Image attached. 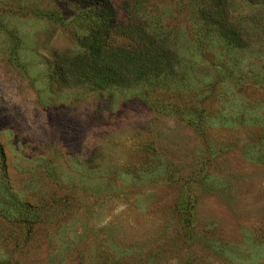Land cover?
I'll return each instance as SVG.
<instances>
[{
	"label": "rangeland",
	"instance_id": "1",
	"mask_svg": "<svg viewBox=\"0 0 264 264\" xmlns=\"http://www.w3.org/2000/svg\"><path fill=\"white\" fill-rule=\"evenodd\" d=\"M220 1L239 48L197 30L207 0H148L183 81L98 89L55 70L66 0H0V264H264V3Z\"/></svg>",
	"mask_w": 264,
	"mask_h": 264
},
{
	"label": "trees",
	"instance_id": "2",
	"mask_svg": "<svg viewBox=\"0 0 264 264\" xmlns=\"http://www.w3.org/2000/svg\"><path fill=\"white\" fill-rule=\"evenodd\" d=\"M246 1L264 3V0ZM66 3L71 8V21L83 33L77 37L78 51L56 60L55 70L62 83H86L109 89L141 82L176 86L183 81L179 54L182 44L171 38L167 25L150 15L148 0H131L125 19L118 17L111 0H66ZM191 12L202 35H216L227 47L241 46V31L229 20L220 0L198 3ZM174 112L183 114L178 109ZM188 121L200 127L198 119ZM249 149L264 162V135L255 137ZM0 157L3 159L2 149ZM1 166L4 173L5 166Z\"/></svg>",
	"mask_w": 264,
	"mask_h": 264
}]
</instances>
